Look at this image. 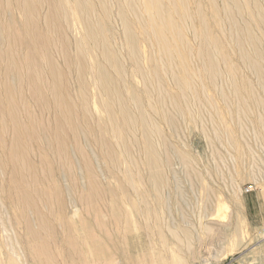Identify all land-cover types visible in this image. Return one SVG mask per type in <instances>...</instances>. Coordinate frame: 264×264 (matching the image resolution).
<instances>
[{
    "label": "rangeland",
    "instance_id": "1",
    "mask_svg": "<svg viewBox=\"0 0 264 264\" xmlns=\"http://www.w3.org/2000/svg\"><path fill=\"white\" fill-rule=\"evenodd\" d=\"M70 1L71 12L59 13L62 33L52 32L45 45L49 41L47 50L69 83L81 130L78 140L70 130L65 134L77 184L41 139L53 129V108L42 110L24 85L19 89L28 106L20 112L28 131L22 137L38 174L33 202L47 213L41 198L71 204L91 198L80 145L102 186L97 198L134 199L145 211L131 220L137 262L115 264H154L155 252L169 264H264V0H87L89 32L77 12L79 0ZM35 8L38 26L52 27L45 17L54 3L36 0ZM5 11L0 24L23 22L15 5ZM31 30L19 26L25 42L33 40ZM8 48L0 34V51ZM44 64L51 78V65ZM82 64L89 67V116ZM102 72L110 96L99 94L105 80L96 75ZM7 77L17 85L16 72ZM6 93L0 87L1 101ZM107 105L121 125L117 131ZM13 128L7 132L0 124V264H32L37 256L28 246L26 220L37 223V214L33 208L27 214L25 201L10 190ZM51 219L60 226V219Z\"/></svg>",
    "mask_w": 264,
    "mask_h": 264
},
{
    "label": "bare ground",
    "instance_id": "2",
    "mask_svg": "<svg viewBox=\"0 0 264 264\" xmlns=\"http://www.w3.org/2000/svg\"><path fill=\"white\" fill-rule=\"evenodd\" d=\"M49 1L54 3L53 13L47 14L45 18L52 23V27L41 29L36 22V0H0V19L4 18L8 4L15 5L24 16L21 24H16L14 20L0 24V30L2 31L0 34H4L9 41L8 51L6 52L5 50L6 53L0 51V87H5L7 90L6 98L2 101L0 99V124L4 131L7 129V132L13 126L15 133L10 147V162L13 164L14 169L12 174H10L12 197L25 201L24 207L27 214L31 212L30 208H33L37 214V223L29 218L26 220V233L29 236L28 246L31 253L37 256V260L33 259L32 264H59L61 261L60 257L64 259L62 263L65 264H115L117 261L119 263L124 261L125 263L127 259L137 262L138 258L136 257V249L133 247L132 234L136 224L131 225V220L143 216L145 211L137 206L134 199L113 197L107 200V198H97L100 195L102 186L99 185L96 171L84 147L78 145L87 169L89 183L91 184V198L94 199L81 198L77 203L71 204L64 198H41L39 201L48 209L47 213L42 210L43 208H40L41 204H38V200L33 202V197L36 195L38 187L36 186V189H34L37 191H34L32 187L38 183V174L36 173L37 167L35 163L29 157L31 147L26 148L24 146L22 137L28 131L20 112L21 107L27 109L28 106L27 98L21 95L19 89L23 88L24 85H28L30 88L34 101L43 103L42 110L48 107L53 108V116L55 117L53 129L51 128L46 134L44 133L41 139L43 144L46 145L47 152L54 155L60 165L63 164L68 167L72 183L74 185L77 184L74 173L73 153L70 152L72 145H70L65 134H67V130H70L73 138L78 140L80 139L81 130L74 121L76 110L69 83L66 82L64 74L57 69L56 64L53 62L52 53L47 50L49 41L45 45L46 41L51 38L52 32L62 33V27L59 26V13L69 14L71 12V1L59 0V4L55 2L56 0ZM88 7L89 3L87 4V0H79L76 6L77 12L82 15L83 23L89 32L88 17L83 16V12ZM23 23L34 27V30H31L32 41L25 42V38H22L18 32L19 26L23 25ZM86 37H89L88 33ZM130 40L133 42L131 38ZM81 44L80 46L83 48ZM19 47H24L26 53L23 55L17 53ZM44 61L49 62L51 65V78L45 71ZM81 66V75L83 76L80 81V87L87 90V92L83 93L82 98L85 103V114L89 116V105L86 101L87 93H89V84L85 79L86 74L89 73V67L87 68V64H82ZM97 67L99 66L97 65ZM2 71H4V74H2ZM10 71L16 72L17 85L14 87L9 84L7 77ZM104 75L103 72L99 73L98 76L96 75L99 81L105 80L103 83L101 82L99 94L110 96L113 92L109 87V78H105ZM52 99L55 102L51 106ZM100 99H102L101 96ZM106 111H108L112 130L117 131L121 125L117 123L116 117L111 114L110 105H107ZM122 113L125 115L124 108ZM7 117L10 119L11 126L5 124L4 120ZM29 117L34 121L31 113ZM35 123L36 127L42 130V125L37 120H35ZM37 141L40 143V140ZM149 146H152L151 142H149ZM130 155L133 156L132 154ZM154 159L153 155H151L149 158L151 165H153ZM53 171L55 174V169ZM55 186L57 188L55 190L56 194L61 195L62 189H60L59 183L55 184ZM51 217L60 219V226H57ZM135 223H138L137 219ZM145 254H148V250ZM150 261L154 264H169L168 260L158 252L152 255Z\"/></svg>",
    "mask_w": 264,
    "mask_h": 264
}]
</instances>
